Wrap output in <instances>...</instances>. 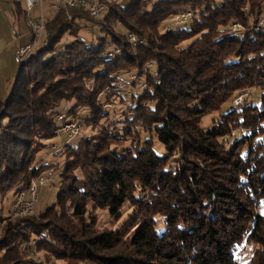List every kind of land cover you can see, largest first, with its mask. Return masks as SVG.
I'll use <instances>...</instances> for the list:
<instances>
[{
	"label": "trees",
	"instance_id": "trees-1",
	"mask_svg": "<svg viewBox=\"0 0 264 264\" xmlns=\"http://www.w3.org/2000/svg\"><path fill=\"white\" fill-rule=\"evenodd\" d=\"M99 1L45 19L0 104V264H264V0ZM52 156L54 203L9 219Z\"/></svg>",
	"mask_w": 264,
	"mask_h": 264
},
{
	"label": "built area",
	"instance_id": "built-area-1",
	"mask_svg": "<svg viewBox=\"0 0 264 264\" xmlns=\"http://www.w3.org/2000/svg\"><path fill=\"white\" fill-rule=\"evenodd\" d=\"M116 1V0H106ZM18 3L23 5L26 26L29 28L31 33V40L27 44L18 48L15 54V61L18 63V59L21 55H26L33 51L34 47H37L43 38L45 28V18L42 13V2L43 0H17ZM50 7L54 10V0L51 1ZM80 8L86 12V14L93 19H100L101 14L104 12V5L99 0H62V8ZM38 10L35 15L34 12ZM191 18L189 11H183L174 16L173 23L167 31L171 30L174 25L182 24ZM256 29L264 31V19L261 18L257 22ZM129 42L134 43L135 39L132 35L128 36ZM79 125L75 121H67V141L72 139H80L82 133L78 129ZM59 137V131L58 136ZM57 152V147H51V153ZM39 187H32L31 191L24 194H16L11 208V216L13 213H21V216H29L32 214L33 205L37 199L40 189L46 185L48 181H52V171L46 170L39 176Z\"/></svg>",
	"mask_w": 264,
	"mask_h": 264
},
{
	"label": "rangeland",
	"instance_id": "rangeland-1",
	"mask_svg": "<svg viewBox=\"0 0 264 264\" xmlns=\"http://www.w3.org/2000/svg\"><path fill=\"white\" fill-rule=\"evenodd\" d=\"M0 1H2L1 3L2 4H0V10H1V14L0 15H2V13H3V9H5V8H7L8 10H9V7H4V5H6L7 4V1H5V0H0ZM128 1L129 0H116V2H117V4H119V5H121V6H124L125 4H127L128 3ZM3 3H5V4H3ZM7 6H8V4H7ZM263 8H264V3H263ZM264 11V10H263ZM38 13V10H36L35 12H34V14L36 15ZM42 13H43V15H44V18L45 19H47V18H51L54 14H55V11L54 10H50L49 9V1L48 2H46V1H44V3H43V6H42ZM261 18H263L264 19V12L262 13V15H260L259 16V18H258V20L256 21V23H255V26H257V22L261 19ZM100 20V19H99ZM172 23H173V18H172ZM18 27V25L16 24L15 25V28H17ZM171 27V25L169 24H165V27H164V32L165 31H167V29L168 28H170ZM255 28H257V27H255ZM263 30V29H262ZM94 32H92V34H91V32H90V30H88V29H84V30H82L81 32H80V37H82V38H84V39H88V38H90L92 35L94 36L95 34L97 35V33H95L96 31H97V28L96 27H94V30H93ZM13 36V35H12ZM18 63H16V61H15V57H14V66H15V77L14 78H11V81H10V83H9V92L12 90V86H13V84H14V82H15V80H16V76H17V73H18ZM132 79H134V80H136V81H138V79L140 80V81H143L144 80V78H132ZM90 91H92V89H90ZM8 92V95H10V93ZM8 95H6L7 97H9ZM248 97H250V96H247L246 98H248ZM243 99H244V97H242L241 98V96H240V98H237V99H235V102H234V106H241V103L243 102ZM6 100V97L5 98H3V101H5ZM7 101V100H6ZM110 105H108V107H109ZM2 112V109L0 110V113ZM218 116V114L217 113H215V114H212V115H207L202 121H201V124H200V126L202 127V128H205V129H208L210 126H211V124H212V120L214 119L215 120V118ZM78 129L80 130V132L82 133V135H86V136H89L90 134H89V131H88V129L84 126V124L83 123H81L80 124V126L78 127ZM65 132H66V130H65ZM64 135H66L65 133H63ZM57 136V135H56ZM58 140H60V138H54L53 140H51L50 142H49V145L51 146H53V145H58V143H60L61 141H58ZM61 140H63L62 139V137H61ZM71 146H75L76 144H77V141H72L71 143ZM50 146H48L47 148H45V150H43L40 154H39V157L40 158H45L46 156H47V154L48 153H50L51 152V150H50ZM60 146V145H59ZM58 146V147H59ZM62 147V146H61ZM156 149H157V151H159L160 150V148L156 145ZM59 149L57 148V151H58ZM47 161H44L43 163H55V162H59V164H58V167L57 168H55L56 170H52V180H54V183L56 182L57 183V181H58V175H59V173H60V171L62 170V164H60V157L59 156H52V157H50V158H47L46 159ZM39 178V177H38ZM38 178H36L35 180L33 179V180H31V182H30V184H29V187H30V185H31V183L32 182H35L36 183V181L38 180ZM29 187L27 188V189H29ZM38 187H39V182H38ZM26 189V190H27ZM26 190H23V191H21L19 194H21V193H25L26 192ZM25 191V192H24ZM28 191V190H27ZM17 193V194H18ZM56 193H57V188H56V185H54L53 184V182L50 180V181H48L47 183H46V185L45 186H43L41 189H40V191H39V193H38V196H37V199H36V201H35V203H34V205H33V209H32V214H30L29 216H34L35 218L37 217V214L39 213V212H42L44 209H46L47 207H49L51 204H53L54 203V201H55V197H56ZM13 201H14V198L13 199H9L7 202L6 201H3L2 202V205H1V211H3V213H5V210H6V212H7V217L9 218V219H13V218H15V217H17V216H14V214H12V216H11V208H12V203H13ZM101 215V216H100ZM21 216V215H20ZM19 217V216H18ZM98 217H99V222L101 223V222H107L108 221V218L106 217V215H105V213H99L98 212ZM3 222H1V224H2ZM106 226H109V228H110V224H108V225H106ZM248 249H249V246L248 245H246L245 246V251L244 252H246V253H248L249 251H248ZM36 258H38L39 260H42V254H33ZM41 255V256H40ZM40 257V258H39ZM244 260H246L247 261V257H246V259H244Z\"/></svg>",
	"mask_w": 264,
	"mask_h": 264
},
{
	"label": "crops",
	"instance_id": "crops-1",
	"mask_svg": "<svg viewBox=\"0 0 264 264\" xmlns=\"http://www.w3.org/2000/svg\"><path fill=\"white\" fill-rule=\"evenodd\" d=\"M5 1H7L8 6L6 4L4 7H9V10L7 8L3 9L4 11L2 15H0V104H4L8 99L6 95H8L9 92V83L11 78L15 77V54L19 47L27 44L31 40L30 30L25 25L23 17L21 16L22 14L17 11L15 13V6L12 0ZM44 1H49V9L53 10L50 7L52 0H43L42 6ZM1 2L2 1H0V4H2ZM15 3L18 4V8H20L21 11H24L22 4L18 3L17 0H15ZM16 24L18 25L17 28H15ZM5 97L6 100L3 101ZM62 139L63 140L60 138V140H58L61 141L56 145L58 149L66 145L64 144V138Z\"/></svg>",
	"mask_w": 264,
	"mask_h": 264
},
{
	"label": "bare ground",
	"instance_id": "bare-ground-1",
	"mask_svg": "<svg viewBox=\"0 0 264 264\" xmlns=\"http://www.w3.org/2000/svg\"><path fill=\"white\" fill-rule=\"evenodd\" d=\"M59 8H62V0H54V11H57ZM43 43V42H42ZM40 45V44H39ZM38 45V46H39ZM37 46V47H38ZM37 47H34L33 48V51H31V53H29V54H26V55H21L20 57H19V59H18V64H21V63H24L28 58H29V56L31 55V54H33L34 53V51L36 50V48ZM62 119H63V117H62ZM63 124V123H62ZM67 124V123H66ZM60 126V125H59ZM61 126H64V125H61ZM62 132L63 133H65L66 135H67V125L66 126H64L63 128H62ZM65 130H66V132H65ZM60 132V131H59ZM63 133H62V135H63ZM60 135H61V133H59ZM65 135V136H66ZM64 136V135H63ZM38 178V177H37ZM36 179V178H35ZM34 179V180H35ZM38 182H39V178H38V180L36 181V183L35 182H32L31 183V185H32V187H38ZM31 185H30V187H29V189H27L28 191H31ZM26 190V192H28ZM21 192V191H20ZM19 192V193H20ZM25 192V191H24ZM25 192V193H26ZM18 193V194H19ZM21 194H24V193H21ZM14 214V216H20L21 215V213H13Z\"/></svg>",
	"mask_w": 264,
	"mask_h": 264
}]
</instances>
